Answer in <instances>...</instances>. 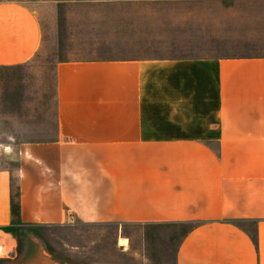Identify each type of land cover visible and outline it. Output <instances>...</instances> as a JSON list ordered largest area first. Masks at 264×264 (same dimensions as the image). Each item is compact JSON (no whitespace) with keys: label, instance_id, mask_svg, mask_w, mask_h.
<instances>
[{"label":"crops","instance_id":"crops-1","mask_svg":"<svg viewBox=\"0 0 264 264\" xmlns=\"http://www.w3.org/2000/svg\"><path fill=\"white\" fill-rule=\"evenodd\" d=\"M44 26L0 0V67L30 63ZM54 84L53 118L20 120L39 135L0 143L1 233L192 224L174 264H264V52L68 58Z\"/></svg>","mask_w":264,"mask_h":264},{"label":"rangeland","instance_id":"rangeland-1","mask_svg":"<svg viewBox=\"0 0 264 264\" xmlns=\"http://www.w3.org/2000/svg\"><path fill=\"white\" fill-rule=\"evenodd\" d=\"M21 1L40 9L44 42L30 63L0 67V143L10 135H39L35 126H20L24 117L38 118L39 108L53 118L57 61L264 52V0ZM191 225L23 226L13 240L0 232V264H174L180 236Z\"/></svg>","mask_w":264,"mask_h":264},{"label":"built area","instance_id":"built-area-1","mask_svg":"<svg viewBox=\"0 0 264 264\" xmlns=\"http://www.w3.org/2000/svg\"><path fill=\"white\" fill-rule=\"evenodd\" d=\"M4 252V247H3V244H2V241H1V238H0V256L1 254Z\"/></svg>","mask_w":264,"mask_h":264},{"label":"trees","instance_id":"trees-1","mask_svg":"<svg viewBox=\"0 0 264 264\" xmlns=\"http://www.w3.org/2000/svg\"><path fill=\"white\" fill-rule=\"evenodd\" d=\"M63 1H68V0H63Z\"/></svg>","mask_w":264,"mask_h":264}]
</instances>
